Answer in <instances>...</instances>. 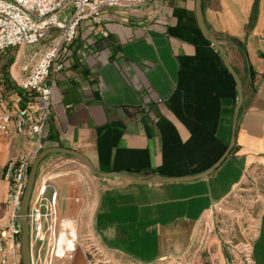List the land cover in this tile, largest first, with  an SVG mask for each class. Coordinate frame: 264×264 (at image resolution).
Here are the masks:
<instances>
[{"label":"crops","instance_id":"crops-1","mask_svg":"<svg viewBox=\"0 0 264 264\" xmlns=\"http://www.w3.org/2000/svg\"><path fill=\"white\" fill-rule=\"evenodd\" d=\"M253 3L202 0L204 23L243 90L235 145L212 174L138 184L93 176L65 155L47 156L39 165L53 171L46 194L57 192V231H73L80 245L89 240L102 264H239L221 248L212 215L245 180H264V0L250 25ZM198 31L194 0L104 6L97 22L80 23L59 55L62 69L48 77L53 91L44 149L72 150L99 172L130 171L138 178L184 177L213 165L229 143L234 92ZM43 45L10 53V68L0 75L1 111L32 107L17 84ZM30 149L13 132L3 137L0 167ZM8 188L0 182V232L12 212ZM17 242L5 245L9 263L20 264ZM83 253L77 248L65 264H85ZM251 254L252 264H264V207Z\"/></svg>","mask_w":264,"mask_h":264},{"label":"built area","instance_id":"built-area-1","mask_svg":"<svg viewBox=\"0 0 264 264\" xmlns=\"http://www.w3.org/2000/svg\"><path fill=\"white\" fill-rule=\"evenodd\" d=\"M142 1L0 0V53L17 47H38L41 42L46 41L33 54V57H37L36 62L17 84L19 89L32 97V107L11 112L0 109V141L13 132L31 143L30 150L15 161L0 167V182L6 180L9 184L6 204L12 209L7 226L0 232V264H14L9 263L4 256L5 245L9 242L12 246L15 239H19L20 228L16 223V211L30 165L44 149L53 91L48 77L51 71L62 69L60 53L65 45L73 41L80 23L85 20H99L104 6L134 5ZM63 14L65 15L61 18ZM102 35L107 36L105 32ZM52 172L51 167L37 171L28 206L30 264H53V260L58 258L56 249L60 234L65 235L68 245H71L65 254L72 255L81 247L85 264H102L101 255L89 240L80 245L71 233L57 231V192L52 189L49 195L46 194ZM199 236L195 242L197 246L203 242L202 233ZM16 246L19 248V242ZM252 263L251 245H246L241 251L239 264Z\"/></svg>","mask_w":264,"mask_h":264},{"label":"water","instance_id":"water-1","mask_svg":"<svg viewBox=\"0 0 264 264\" xmlns=\"http://www.w3.org/2000/svg\"><path fill=\"white\" fill-rule=\"evenodd\" d=\"M194 16L197 28L203 37L216 51L217 55L219 56L224 68L229 73L231 78L234 81L235 88H236V103L233 110V117H232V125H231V135L229 139V143L225 148V151L221 155V157L209 168L205 169L202 172L196 173L194 175L184 176V177H160V178H138L130 173V171L124 172H110L104 173L97 171L92 163L80 153H77L72 150L63 149V148H55L50 147L43 149L34 159L32 164L30 165L25 187L23 190V194L20 200L19 207L16 211V223L20 228V235H19V255H20V264H30V254H29V226H28V206L33 190V186L36 180L37 171L39 169L40 163L50 155H65L69 156L82 165L86 166L91 175L100 177V178H113L124 180L132 183L138 184H146V183H175V182H185V181H192L197 179L206 178L210 174H212L216 169H218L219 165L226 159L229 155L230 151L235 145L236 140V131L238 125V114L239 110L242 106L243 102V90H242V83L238 78L237 74L235 73L234 69L228 62L226 52L224 48L220 45L218 40L209 32L208 28L206 27L203 16H202V0H194Z\"/></svg>","mask_w":264,"mask_h":264},{"label":"rangeland","instance_id":"rangeland-1","mask_svg":"<svg viewBox=\"0 0 264 264\" xmlns=\"http://www.w3.org/2000/svg\"><path fill=\"white\" fill-rule=\"evenodd\" d=\"M64 15L65 14L61 15V18ZM45 42L46 41H43L40 44ZM24 48L31 51L35 47H17L5 51L7 54L5 60L0 57V75L5 74L7 69L10 68V57H13L18 50ZM11 52H13V55L10 54ZM260 179L259 181L251 179L245 180L230 197L215 208L212 215L216 222L214 232L220 235L221 248L232 256L236 255L239 260L243 248L246 245H251L256 231L257 216L264 207L261 201L264 196V180H262V178ZM260 186H262V188ZM71 232L72 231L66 230L61 233L67 234ZM71 256H73V254H65L63 258H55L53 264L71 262L73 261ZM18 258L20 259V255Z\"/></svg>","mask_w":264,"mask_h":264},{"label":"trees","instance_id":"trees-1","mask_svg":"<svg viewBox=\"0 0 264 264\" xmlns=\"http://www.w3.org/2000/svg\"><path fill=\"white\" fill-rule=\"evenodd\" d=\"M257 4H258V0H254V3H253V6H252V11H251V15H250V19H249V24L251 25L253 22H254V20H255V18H256V13H257ZM199 32V31H198ZM200 34V33H199ZM232 42H236L235 40H232ZM206 43H208L207 41H206ZM209 44V43H208ZM223 72H225L226 73V75H227V77H228V79H229V83L231 84V87H232V89H233V101H234V104L236 103V98H237V94H236V92H235V84H234V81H233V79L231 78V76L229 75V73L226 71V69L225 68H223ZM251 74V73H250ZM250 76H252V74L250 75ZM224 151V150H223ZM223 151H222V153H223ZM221 153V154H222ZM42 163V162H41ZM40 163V164H41ZM207 168H209V167H204L202 170H205V169H207Z\"/></svg>","mask_w":264,"mask_h":264},{"label":"bare ground","instance_id":"bare-ground-1","mask_svg":"<svg viewBox=\"0 0 264 264\" xmlns=\"http://www.w3.org/2000/svg\"><path fill=\"white\" fill-rule=\"evenodd\" d=\"M72 236H74V232H71ZM71 245H68V239L65 235L60 234L59 236V244L56 249V255L58 258H63L65 256L66 251L70 250Z\"/></svg>","mask_w":264,"mask_h":264}]
</instances>
